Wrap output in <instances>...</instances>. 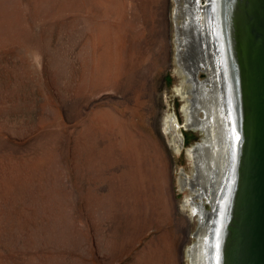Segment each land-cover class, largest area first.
I'll return each mask as SVG.
<instances>
[{
    "label": "rangeland",
    "instance_id": "obj_1",
    "mask_svg": "<svg viewBox=\"0 0 264 264\" xmlns=\"http://www.w3.org/2000/svg\"><path fill=\"white\" fill-rule=\"evenodd\" d=\"M174 7L0 0V264H189Z\"/></svg>",
    "mask_w": 264,
    "mask_h": 264
},
{
    "label": "water",
    "instance_id": "obj_2",
    "mask_svg": "<svg viewBox=\"0 0 264 264\" xmlns=\"http://www.w3.org/2000/svg\"><path fill=\"white\" fill-rule=\"evenodd\" d=\"M211 1L202 29L205 33L207 26L212 35V52L219 59L221 103L224 112L230 114L232 123V128L226 129L227 166L223 172V181L225 179L224 183L229 184V200L221 205L218 199L224 196L220 194L215 197L212 188L213 201L207 198L208 210L204 209L203 204L199 206L202 218L198 219V224L199 228L204 224V234L210 228L206 253L210 264H216L217 259L221 264H264V0H223L222 6L220 4L218 7H214L217 0ZM199 2H194L197 10L207 5L206 0L202 4L201 0ZM187 14L185 10L181 17ZM183 26L182 33L185 32L186 39L180 42L176 36V42L181 46H176V63L179 67L185 66L184 61L188 62V59L199 60L194 57L197 30L190 21ZM215 35L219 37V42L215 41ZM217 44L220 48H217ZM179 50H183L181 54ZM206 69L198 65L193 79L187 78L188 82L197 80L199 71L204 73L203 81L206 82ZM191 89L193 102L195 93ZM194 106L196 111L193 117L197 118L203 109L197 104ZM184 126L195 128L189 123ZM233 129L239 134L237 141ZM180 142L182 144V140ZM213 151L218 149L214 148ZM214 152L212 155L215 158ZM206 154L209 153L206 151ZM233 173L234 178L231 177ZM197 176L196 172L194 177ZM222 190L219 193H224ZM199 228L193 233L195 242L192 247L196 246L201 234ZM215 252L219 258L213 260L211 254Z\"/></svg>",
    "mask_w": 264,
    "mask_h": 264
},
{
    "label": "bare ground",
    "instance_id": "obj_3",
    "mask_svg": "<svg viewBox=\"0 0 264 264\" xmlns=\"http://www.w3.org/2000/svg\"><path fill=\"white\" fill-rule=\"evenodd\" d=\"M186 1L174 0L175 7H174L173 19L175 22V39L177 36V39L180 42L184 41L186 37L184 36L185 32L182 33V31H184V26L182 27V25L187 24L189 21L193 23L195 30H197L195 31V36H194L195 37L194 57L195 56L198 57L199 60L191 61L190 59H188L189 60L188 62L184 61L186 65L183 66L184 68L182 67V65L181 67H179L180 72L184 74L186 80H188L187 78H190L191 80L193 79V74H194L196 67L198 65L199 67L203 65L205 66V68H207L206 69L207 78H206V82L205 80L203 81V79L201 80L199 78L197 80L194 79L193 81L188 82L189 89L191 90V88H193V91L195 93V98H194L195 102L194 101L192 102L193 98L190 99L191 102L187 98L188 103L187 104L185 103L182 106L183 111L186 116L185 123L187 124L189 123L191 126H194L195 128L193 129L201 132L203 136H202V142L196 143V145L192 147H188V148L185 147L186 152H187V157L192 166V173L186 174L182 172L181 177L179 178L178 184H180V187L182 188V190L183 189L189 190V193L186 195L185 202H184V207L189 213L188 215H190V218L197 217L198 219H200L202 218V216L200 214L201 209L199 206L203 204L204 202H207V198L213 201L212 199L213 193L215 194V197L220 194L221 196H224L221 199L220 198L218 199L221 205L222 204L225 205V203L229 200V197L227 195L229 192V188H228L229 184L226 183L227 184L226 185L224 183L225 179L223 181V178H224L223 172L224 170H226V166H227L226 165L227 164L226 155H227V149H228L227 147L228 138H227L226 129L232 128L231 126L232 123H231L230 114H226L224 112V108L221 103L222 97L220 93V82H219L220 81L219 80V59H218V56L213 55V52H212L213 51L212 45H211L212 35L207 26L205 27V33H204V29H202L203 25L205 24V20L207 19V13L209 10L208 4L210 3L211 0H206L207 5L204 7L202 6L199 7L198 10L196 8V3L194 4L195 0H193V2H191L192 0H186ZM197 1L199 2L200 0H197ZM201 1H202L201 2L202 4L204 0H201ZM213 1L215 0H212L211 2ZM222 1L223 0L215 1L214 7L216 6L218 7L220 6V4L222 6V3H223ZM185 10L188 11V14L181 17L183 11ZM221 22L219 23V25L222 24ZM177 25L178 26L180 25V28H178ZM219 31H220V28H219ZM215 37L217 38L215 41L219 42V39H218L219 37H217V35H215ZM177 45L179 46V48H181L180 44L176 42V46ZM216 46L217 48H220V45L217 44ZM183 50L185 51L184 48ZM183 50H179L178 53L181 54V51ZM198 73H200V71ZM182 93H188V92L185 91V92H181V94ZM196 104L203 109L202 110L203 112H200L197 115V118L193 117L194 111H196L194 105ZM164 124L168 130L167 132L173 135V141L175 142L176 149L179 152V150L181 149L180 140H182V134L180 133L179 123L176 122L175 118L170 114V115H166V117L164 118ZM232 132H233L235 141H237V138L239 136L238 132H236L234 129L232 130ZM235 141L233 142V144H235ZM219 143H221L222 145L219 146ZM196 146H197L196 148L197 150L195 149ZM214 148H217L218 151L214 152L213 151ZM206 151L209 154L211 152V155L209 156V154H206ZM213 152L216 155L215 158L212 155ZM234 153H235V149H234ZM196 172L198 176L194 177V174ZM231 177L233 178L235 177L234 173ZM212 188H214L213 193H212ZM202 189H203V193H201ZM221 189H223L222 191L224 193L222 192L219 193ZM225 194L227 196H225ZM202 225L204 226V224ZM203 226H201L202 228H199V231H201V234L200 236H198V240H197L198 242L196 246L192 247V245H190L187 248V256H188L189 264H210L211 262L209 255L208 256L206 255L207 250H208L207 246L209 244L208 242H209L210 228H208V231L205 232L204 234ZM194 242L192 244H194ZM217 257L219 258V254L217 252L211 254V258L213 260H215V258ZM218 262L219 260L217 259L216 264L220 263Z\"/></svg>",
    "mask_w": 264,
    "mask_h": 264
}]
</instances>
